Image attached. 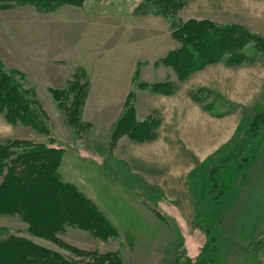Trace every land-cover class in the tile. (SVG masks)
<instances>
[{
    "label": "rangeland",
    "instance_id": "1",
    "mask_svg": "<svg viewBox=\"0 0 264 264\" xmlns=\"http://www.w3.org/2000/svg\"><path fill=\"white\" fill-rule=\"evenodd\" d=\"M140 1L84 0L80 6L65 4L50 12L29 4L0 8V60L35 100L31 105L46 130L12 123L0 114V139L27 138L63 148V177L91 198L115 231L107 228L103 237L69 226L61 235L67 243L116 250L121 264H264V48L243 37L245 61L237 66L211 63L180 80L171 67L157 62L179 45L168 18L136 14ZM178 18L236 24L264 39V0H187ZM239 69L244 70L239 74ZM159 81L172 82L173 92L147 86ZM199 88L206 89L199 91L207 96L203 102L193 97ZM176 91L213 115L237 116L232 138L196 163L189 177L199 200H190L193 216L186 219L170 214L175 200H185V187L175 186L177 178L156 183L167 174L159 173L173 154L161 151L155 157L160 146L155 143L144 156L139 146L155 139L161 127L164 142L172 145V127L162 123V110ZM129 100L136 118L158 122L153 138L113 137ZM193 132L207 141L204 132ZM9 233L78 258L30 234L19 218L0 215V237Z\"/></svg>",
    "mask_w": 264,
    "mask_h": 264
},
{
    "label": "trees",
    "instance_id": "2",
    "mask_svg": "<svg viewBox=\"0 0 264 264\" xmlns=\"http://www.w3.org/2000/svg\"><path fill=\"white\" fill-rule=\"evenodd\" d=\"M83 2L84 0H0V8L29 4L40 11L50 12L65 4L80 6ZM186 2L187 0H141L134 8L136 14L154 13L168 18L171 35L179 45L157 62L171 67L180 80L187 79L192 73L211 63L223 61L228 66L239 65L246 58L243 52L245 37L254 39L256 47L264 48V39L261 41L259 37L247 34L248 31L240 25L222 26L209 19L189 18L181 21L178 13ZM147 86L163 94L174 90L170 81L154 82ZM56 90L53 92H59ZM201 90L206 89L199 88L193 92V97L203 102L207 96H202ZM31 103H35V100L27 97L26 91L13 80L0 60V114L12 123L32 125L44 132V119ZM157 124L155 119L136 118L132 100H129L125 111L114 125L113 137L127 135L138 141L151 139L155 136L154 128ZM63 153V148L42 141L27 138L0 139V215L19 218L27 224L30 234L52 241L78 258L67 256L32 237L9 233L0 237V264H121L120 254L116 250L100 252L83 249L67 243L61 237L69 226L103 237L107 228L115 233L91 198L77 184L63 177L60 167ZM77 203L83 204V210L75 206ZM72 208L82 216H75ZM99 225L106 228L100 229Z\"/></svg>",
    "mask_w": 264,
    "mask_h": 264
},
{
    "label": "crops",
    "instance_id": "3",
    "mask_svg": "<svg viewBox=\"0 0 264 264\" xmlns=\"http://www.w3.org/2000/svg\"><path fill=\"white\" fill-rule=\"evenodd\" d=\"M206 67L208 66L202 68L201 72L204 71V69H208ZM243 70L239 69L238 73L240 74ZM254 72L256 73V71ZM254 72L252 70L250 71V73ZM244 73L248 72L246 71ZM236 81H238L237 83L240 84L241 78ZM248 81L249 78L246 77L245 82ZM169 97V106L163 107L162 110V123H165V125L169 124V126L172 127L170 129V136L171 138L173 137V142L171 141L172 145L167 146V140L164 142V138H162L161 135L162 131L165 130H163L161 127V129H159L158 136L155 139L143 142L139 146L141 147L140 149L144 156L147 153L146 151L149 150V147L155 143H160L157 151L153 152L155 157L157 154H160L161 151L162 155H164L166 152L173 154L172 158H167L165 169L159 173L163 174L166 172L167 174L165 177H158V182L156 180V183L161 184L162 186L164 183L168 184V182L164 181L177 178V181H174L175 186L185 187V192L187 195L185 200H175L177 202L175 203L174 208L170 209V214L178 218L183 217V219H186L185 217L193 216V214H191L193 205L190 204V200H199V197H195V194L198 193L199 190L198 192H195V185L193 187V184L192 187H190L191 182H189V177L191 176L194 168L197 167L196 163L202 160L203 162L206 161L209 154L217 151L220 146L232 138V136L235 134V131L237 130V116L236 114H230L229 112H224L221 115H213L210 113V111L205 110L196 104L193 99L185 93H179L176 91L175 94H172ZM193 131L202 133L204 132V134L207 136V141L200 135H195L196 133ZM143 145H145L144 148ZM179 161L182 162L180 163V169H177ZM192 162L195 163V166L191 164ZM180 191L181 190H179V192ZM168 198L169 200L173 199L170 198V196ZM189 206H191V208Z\"/></svg>",
    "mask_w": 264,
    "mask_h": 264
}]
</instances>
